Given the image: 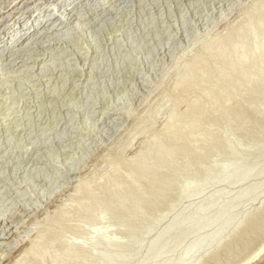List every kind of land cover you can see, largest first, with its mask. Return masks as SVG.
<instances>
[{"label": "rangeland", "instance_id": "374dc122", "mask_svg": "<svg viewBox=\"0 0 264 264\" xmlns=\"http://www.w3.org/2000/svg\"><path fill=\"white\" fill-rule=\"evenodd\" d=\"M0 23V264L235 262L264 207V0H0Z\"/></svg>", "mask_w": 264, "mask_h": 264}, {"label": "bare ground", "instance_id": "6f19581e", "mask_svg": "<svg viewBox=\"0 0 264 264\" xmlns=\"http://www.w3.org/2000/svg\"><path fill=\"white\" fill-rule=\"evenodd\" d=\"M28 2V1H27ZM27 2L25 3V4H27ZM31 2V1H30ZM40 3V2H39ZM52 2H50V4H51ZM53 4V3H52ZM10 4H8L7 6H9ZM48 7V6H47ZM13 7H11L10 9H12ZM15 9V8H14ZM27 10V9H26ZM13 12V11H12ZM11 12V13H12ZM23 12H25V11H23ZM30 11H28V13H29ZM42 11L40 10L37 14H36V16H45V14H42L41 13ZM15 13V12H14ZM27 14V13H26ZM35 13H30V15H28V17H27V19L26 20H24V21H22L23 23L22 24H28V23H30V26L28 27L29 29L31 28V27H33V26H35V23H33V21L31 22L30 21V18L34 15ZM10 15V14H9ZM4 16V15H3ZM2 16V17H3ZM11 16V15H10ZM35 16V17H36ZM85 16V15H84ZM46 19V21H48V19H49V17H47V18H45ZM33 20V19H32ZM44 20V17L42 18V21ZM41 21V22H42ZM1 24V23H0ZM1 25H3V24H1ZM4 26V25H3ZM43 28V27H42ZM12 29V27H11V25H7L6 27H4L3 29L1 28V26H0V42H1V39H4V37H6L5 35H7V34H4V37L2 38V36H3V33L4 32H8V31H10ZM31 30V29H30ZM14 31V30H13ZM48 32V31H47ZM15 34V33H14ZM13 34V35H14ZM13 35H11V37L13 36ZM23 35V34H22ZM8 36V35H7ZM19 37H21V35L19 36ZM32 38V37H31ZM47 38V37H46ZM6 45L8 46L9 45V47H10V45H11V42L8 40L7 41V43H6ZM36 45V44H35ZM6 46V47H7ZM41 48V47H40ZM8 50H10V49H8ZM46 51V50H45ZM48 57V56H47ZM38 58V57H37ZM30 59V58H29ZM36 59V58H35ZM33 62V61H32ZM45 64V63H44ZM35 65V64H34ZM22 74V73H21ZM10 75V74H9ZM11 76V75H10ZM13 76V75H12ZM14 80V79H13ZM4 85V84H3ZM139 159V158H138ZM137 159V160H138ZM84 177V176H83ZM75 179V178H74ZM78 180V179H77ZM82 180V179H81ZM78 183V182H77ZM79 184V183H78ZM66 187V186H65ZM113 188H114V190H115V188H117V185L116 184H114L113 185ZM255 189L256 188H253V189H251V190H247L246 192H243V194H249V193H251V192H254L255 191ZM112 191V190H111ZM110 191V192H111ZM213 200H214V198H213ZM209 206H210V204H208ZM186 218V216H181L179 219H178V221L177 222H180V221H182V220H184ZM5 222V221H4ZM200 223V221L199 222H197L196 223V226H197V224H199ZM246 223H248L247 225H246ZM202 224V222L200 223V225ZM199 225V226H200ZM198 226V227H199ZM198 227L197 228H195V229H193V231H196L197 229H198ZM242 227H244L243 228V232L241 233V235H239L238 237H235V234H236V232H237V230L238 229H240V228H242ZM262 227H264V207L262 208V210H260V211H258V212H256V213H254L251 217H250V219L247 221V222H244V220L243 221H241L238 225H237V227L235 228V230H233L232 229V231L230 232V235L228 236V238L230 239L231 237H235V240H240L241 239V241H243V242H245V243H247L245 246V248L244 249H242L239 253V256H238V258H237V260L235 261V262H232L231 261V263L230 264H251V263H253V262H251V261H260V259L264 256V228H262ZM109 227H106L105 228V230L106 229H108ZM256 229H258V231H259V229H261V231L262 232H259V234L258 235H255V237H256V239H254L253 237V239H250L251 238V233H252V231H254V232H256L257 233V231H256ZM103 232V231H102ZM241 232V231H240ZM210 236H211V234H209V237L208 238H210ZM254 236V235H253ZM244 237H246V238H244ZM246 239V240H245ZM256 240H258V241H256ZM247 241V242H246ZM249 241V242H248ZM32 242V241H31ZM226 242H228V241H222V240H220V241H218L216 244H217V247H216V250L215 251H213V250H211L212 248H208L207 249V247L208 246H206V245H203V246H201L199 249H198V253H201V254H203L204 253V261H203V263H201V264H210L211 263V260H213V259H216L217 257L219 258V254H220V252L222 251V250H224L225 249V246L227 245L226 244ZM258 242V243H257ZM6 243V242H5ZM254 244H256L255 246H253ZM107 245L108 246H114V243L113 242H107ZM231 246H232V244H231ZM238 246H239V243H238ZM26 247V248H25ZM24 247V250H23V252L24 253H38L37 251V249L35 248V246H34V244L32 245V244H30V245H28V246H25ZM229 247V246H228ZM233 247V246H232ZM247 247H249L248 249H247ZM40 249V248H39ZM78 249H80V248H78ZM227 249V248H226ZM82 250V249H81ZM86 251H88V250H86ZM175 251V248H173V250H170V251H168L167 253H165V252H163V251H161V250H157V251H155V252H153L152 254H150V256L148 257V260H149V262H150V264H155V261L157 260V258L158 257H160V256H162V255H164V254H168L169 256H171L172 254H173V252ZM6 252V251H5ZM64 252V251H63ZM85 251H83V253H84ZM46 253V252H45ZM66 253V252H65ZM81 253V252H80ZM4 254V253H3ZM8 254V253H7ZM42 254V253H41ZM63 254V253H62ZM40 255V254H39ZM221 255H223V254H221ZM7 256H9V255H7ZM41 256H43V255H41ZM188 255H185V256H183L182 257V260H184L186 257H187ZM22 257V256H21ZM38 257V256H37ZM62 258V257H61ZM41 259V258H40ZM103 259L107 262V263H109L111 260H112V257L110 256V255H104L103 256ZM62 260H63V258H62ZM263 260V259H262ZM14 261V260H13ZM222 261V260H221ZM60 262V261H59ZM202 262V261H201ZM250 262V263H249ZM224 263V262H223ZM57 264H59V263H57Z\"/></svg>", "mask_w": 264, "mask_h": 264}]
</instances>
